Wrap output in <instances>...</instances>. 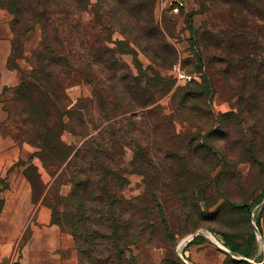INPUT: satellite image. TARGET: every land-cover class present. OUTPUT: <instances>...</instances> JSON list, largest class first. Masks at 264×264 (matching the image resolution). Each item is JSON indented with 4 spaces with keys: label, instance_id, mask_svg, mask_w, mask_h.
I'll use <instances>...</instances> for the list:
<instances>
[{
    "label": "rangeland",
    "instance_id": "374dc122",
    "mask_svg": "<svg viewBox=\"0 0 264 264\" xmlns=\"http://www.w3.org/2000/svg\"><path fill=\"white\" fill-rule=\"evenodd\" d=\"M95 2L90 0L86 11L71 18V28L80 21L86 30L84 39H73L74 46L87 48L98 40V45L108 43L113 47L110 38L124 39L112 18L102 14L103 20L97 21ZM192 2L194 6L189 4L187 12H193L190 17L187 13L166 15L157 23L152 16V25L172 49L162 67L152 63L146 47L129 42V49L114 53L113 70L101 59L99 69H87L81 76L62 81V108L53 116V120L64 122L61 140L76 149L87 139L100 142L122 178L114 187L116 196L137 206L129 209L126 204L119 215L132 218L126 230L120 227L119 234L124 238L113 253L120 249V264H181L178 254L188 264H232L233 259L264 263V197L253 204L264 194V143L255 144L252 157L245 124L222 118L237 111L239 98L235 92L246 88L244 81H250L249 77L243 81L244 76L241 80L243 72L232 63L238 54L235 52L243 50L246 37L257 46L264 43V0ZM29 16L23 12L22 22L14 30L13 15L0 7V36L10 38L8 62L11 56L14 68H8L17 72L18 83L20 71L34 65L32 52L42 40L40 25L26 22ZM104 24L110 25L111 31ZM239 31L245 34L244 44L225 49L227 39ZM138 42L144 45L141 39ZM249 52L253 54L254 50ZM81 60L93 62L89 56ZM200 68L208 69L212 92L201 90L200 95L190 96L188 88L201 83ZM143 74L154 76L156 81L146 83ZM3 108L7 116L0 130L5 143H26L33 152L38 151L20 123L14 94L4 100ZM34 157L42 166L47 184L37 167L30 160L24 161L29 163L25 172L33 178V200L50 201L58 214L73 202L71 169L49 158L45 159L46 167L38 156ZM139 203L147 208L142 228L137 221ZM243 205L252 206L250 219ZM62 231L72 239L76 263L80 264L74 237ZM251 234V259L227 252L224 235L244 244L251 240ZM96 242L93 264H110V245Z\"/></svg>",
    "mask_w": 264,
    "mask_h": 264
},
{
    "label": "trees",
    "instance_id": "16d2710c",
    "mask_svg": "<svg viewBox=\"0 0 264 264\" xmlns=\"http://www.w3.org/2000/svg\"><path fill=\"white\" fill-rule=\"evenodd\" d=\"M154 3L155 0H96L97 21L103 20L102 14L112 18L121 30V34L125 36L123 40L110 38L108 42L114 44L113 47H109L108 43L98 45L97 40L93 45L83 48L74 46L72 42L76 37L84 39L86 30L80 21L76 27L71 28V18L86 11L90 0H0V7L8 9L13 15L11 24L14 30L15 26L22 22L23 12L30 14L26 22L31 20L38 23L41 28L40 46L32 52L34 65L30 70L20 71V82L14 88V100L20 123L22 127H26L27 139L38 149L32 153L31 157L38 156L46 167L48 165L45 159L49 158L59 166L63 165L71 169L69 182L73 184L72 204L58 214L50 201L45 202L43 199V204L51 209V222L74 237L80 264L95 262L93 254L98 246L96 240L110 245L112 250L110 264H120L121 261L118 259L120 249L113 253L118 247V241L124 238L119 234L120 227L123 226L126 230L132 218H123L119 215L124 213V205L127 204L129 209L137 206L133 205L132 201L116 196L114 187L122 178L112 156L102 150L100 142L95 143V139H92L93 143H91L92 140L87 139L76 149L61 140L60 132L65 129V125L60 118L53 120V116L60 114L62 108L60 96L64 89L62 81L72 75L81 76L87 69H99L101 59L105 61L107 68L113 70L115 61L111 63V60H115L114 53L129 49V42L136 43L140 48L146 47L152 63L162 67L172 49L160 37V31L152 25ZM192 14L193 12H190L186 16L190 17ZM104 25L105 29L111 31L110 25ZM29 28L27 26L26 30ZM244 36V32L241 31L232 34L227 39L228 44L225 49H237V46L244 44L241 43ZM138 39L144 42L143 46ZM245 39L243 50L239 48L235 52L238 54L231 61L236 69L243 72L241 80L243 76L245 77L243 81L249 77L250 84L244 81L246 88L235 92L239 98L237 111L225 113L222 118L245 124V131L251 145L248 151L252 157H255L256 151L253 149L257 147L255 144L261 146L264 143V43L257 46L256 43L247 40V37ZM250 50H254L253 54L249 52ZM84 56L91 57L93 62L81 60ZM201 58L200 56L199 60ZM8 66L14 68L11 65V56ZM151 69L156 74L155 68ZM140 72L143 71L140 70ZM199 72L202 73L201 83L196 87L188 88L190 96L200 95L201 90L207 94L212 92L208 69L200 68ZM143 75L146 77V83L156 81L154 76L148 78L146 74ZM152 85L156 86V84ZM31 169L37 170L35 166ZM25 174L33 187L32 176L27 171ZM43 197H47V192ZM263 197L264 194L253 204H259ZM142 203H139L137 212L138 226L141 228L146 225L144 211H147ZM1 205L0 200V207ZM243 207L250 219L252 206L243 205ZM224 239V245L231 253L250 259L254 256V234H251V240L244 244L236 242L227 235H224ZM231 262L232 264H249L243 259H233ZM226 264H229V261H226Z\"/></svg>",
    "mask_w": 264,
    "mask_h": 264
},
{
    "label": "crops",
    "instance_id": "0c3cea01",
    "mask_svg": "<svg viewBox=\"0 0 264 264\" xmlns=\"http://www.w3.org/2000/svg\"><path fill=\"white\" fill-rule=\"evenodd\" d=\"M9 55L10 38L0 36V127L7 116L4 100L18 84L17 72L7 65ZM33 151L26 143L6 144L0 130V264H77L72 239L51 222V209L33 200L26 161L47 184Z\"/></svg>",
    "mask_w": 264,
    "mask_h": 264
},
{
    "label": "built area",
    "instance_id": "2783aa9c",
    "mask_svg": "<svg viewBox=\"0 0 264 264\" xmlns=\"http://www.w3.org/2000/svg\"><path fill=\"white\" fill-rule=\"evenodd\" d=\"M189 4L194 6L192 0H155V21L161 23L162 18L166 15L180 16L186 14L189 10Z\"/></svg>",
    "mask_w": 264,
    "mask_h": 264
},
{
    "label": "water",
    "instance_id": "95a60500",
    "mask_svg": "<svg viewBox=\"0 0 264 264\" xmlns=\"http://www.w3.org/2000/svg\"><path fill=\"white\" fill-rule=\"evenodd\" d=\"M197 234H198V232L192 234V235H191V238L194 237V236H196ZM227 252H229L230 254H233V253H231L229 250H228ZM178 258H179V261H180L181 264H188V263L186 262V260L182 257V255L178 254Z\"/></svg>",
    "mask_w": 264,
    "mask_h": 264
}]
</instances>
